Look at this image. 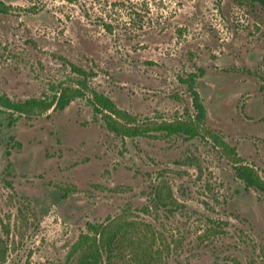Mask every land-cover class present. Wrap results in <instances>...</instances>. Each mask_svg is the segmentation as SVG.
I'll return each instance as SVG.
<instances>
[{
  "label": "rangeland",
  "instance_id": "374dc122",
  "mask_svg": "<svg viewBox=\"0 0 264 264\" xmlns=\"http://www.w3.org/2000/svg\"><path fill=\"white\" fill-rule=\"evenodd\" d=\"M0 93L14 100L77 84L142 123L195 114L203 133L128 137L93 94L14 123L0 113V264H60L89 222L141 220L161 264H264V3L259 0H3ZM163 202H173L165 205ZM157 264V263H156Z\"/></svg>",
  "mask_w": 264,
  "mask_h": 264
},
{
  "label": "trees",
  "instance_id": "16d2710c",
  "mask_svg": "<svg viewBox=\"0 0 264 264\" xmlns=\"http://www.w3.org/2000/svg\"><path fill=\"white\" fill-rule=\"evenodd\" d=\"M264 3V0H259ZM11 5L0 0V12L8 13ZM77 73V84H60L54 94L43 97H30L25 100H14L7 93H0V113H8L11 123L21 116L32 117L50 109L63 110L73 100L93 94V105L100 112L109 129L118 135L136 137L158 135L152 131H163L167 135L185 134L196 137L203 133L207 119V107L200 92L196 89V75L189 74L184 82L192 92L195 114L186 119L166 122L142 123L137 116L121 108L109 95L91 88L89 78L92 71L71 64ZM238 178L247 187L264 192V180L251 165L238 162L235 166ZM165 205L173 202H163ZM155 230L148 222L141 220H125L117 222L107 220L89 222L88 231L80 235L64 262L60 264H161L162 253L154 245ZM6 243L0 237L1 256L6 253Z\"/></svg>",
  "mask_w": 264,
  "mask_h": 264
}]
</instances>
